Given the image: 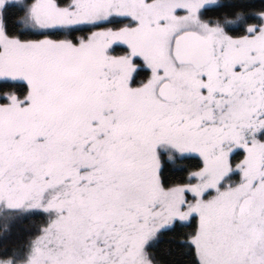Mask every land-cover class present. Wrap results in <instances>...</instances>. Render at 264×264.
Segmentation results:
<instances>
[{
    "label": "snow or ice",
    "instance_id": "1",
    "mask_svg": "<svg viewBox=\"0 0 264 264\" xmlns=\"http://www.w3.org/2000/svg\"><path fill=\"white\" fill-rule=\"evenodd\" d=\"M0 264H264V0H0Z\"/></svg>",
    "mask_w": 264,
    "mask_h": 264
},
{
    "label": "trees",
    "instance_id": "2",
    "mask_svg": "<svg viewBox=\"0 0 264 264\" xmlns=\"http://www.w3.org/2000/svg\"><path fill=\"white\" fill-rule=\"evenodd\" d=\"M3 227V225L2 224H0V228H2Z\"/></svg>",
    "mask_w": 264,
    "mask_h": 264
}]
</instances>
